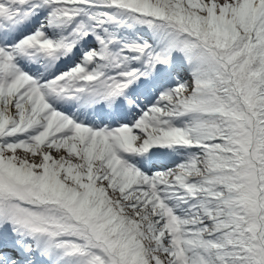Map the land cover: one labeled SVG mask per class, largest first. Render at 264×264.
Wrapping results in <instances>:
<instances>
[{
	"label": "snow or ice",
	"instance_id": "obj_1",
	"mask_svg": "<svg viewBox=\"0 0 264 264\" xmlns=\"http://www.w3.org/2000/svg\"><path fill=\"white\" fill-rule=\"evenodd\" d=\"M0 264H264V0H0Z\"/></svg>",
	"mask_w": 264,
	"mask_h": 264
}]
</instances>
